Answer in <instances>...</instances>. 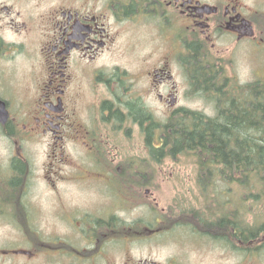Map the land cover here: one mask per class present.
<instances>
[{
    "label": "flooded vegetation",
    "instance_id": "flooded-vegetation-1",
    "mask_svg": "<svg viewBox=\"0 0 264 264\" xmlns=\"http://www.w3.org/2000/svg\"><path fill=\"white\" fill-rule=\"evenodd\" d=\"M257 81L264 0H0V264H264V177L160 157Z\"/></svg>",
    "mask_w": 264,
    "mask_h": 264
},
{
    "label": "trees",
    "instance_id": "trees-1",
    "mask_svg": "<svg viewBox=\"0 0 264 264\" xmlns=\"http://www.w3.org/2000/svg\"><path fill=\"white\" fill-rule=\"evenodd\" d=\"M255 105L241 103L239 115L207 117L193 112L165 124L160 157H194L195 160L225 161V173L254 174L264 177V83L255 84ZM175 125V133L169 128ZM202 166V164H200ZM264 184V179L261 180ZM264 191V187L262 189Z\"/></svg>",
    "mask_w": 264,
    "mask_h": 264
},
{
    "label": "rangeland",
    "instance_id": "rangeland-1",
    "mask_svg": "<svg viewBox=\"0 0 264 264\" xmlns=\"http://www.w3.org/2000/svg\"><path fill=\"white\" fill-rule=\"evenodd\" d=\"M258 62H259V60H258ZM191 106L193 108H203L205 106H208V108H207L208 114H213L212 113V105L211 104H204V103H201L199 100H194L191 103ZM178 158L182 159V160H194L195 159L194 157L184 156V155L183 156L180 155ZM184 164L189 165V164H191V162H184Z\"/></svg>",
    "mask_w": 264,
    "mask_h": 264
}]
</instances>
